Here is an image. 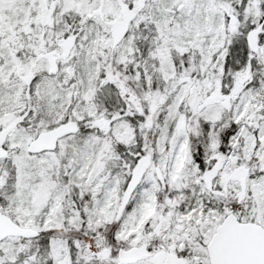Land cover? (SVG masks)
I'll use <instances>...</instances> for the list:
<instances>
[{"label":"snow or ice","instance_id":"6c2138e0","mask_svg":"<svg viewBox=\"0 0 264 264\" xmlns=\"http://www.w3.org/2000/svg\"><path fill=\"white\" fill-rule=\"evenodd\" d=\"M0 264H264V0H0Z\"/></svg>","mask_w":264,"mask_h":264}]
</instances>
